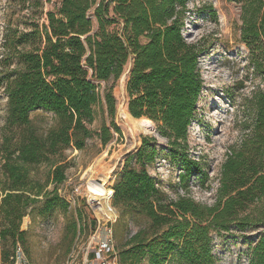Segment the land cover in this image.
Instances as JSON below:
<instances>
[{"label":"trees","instance_id":"obj_1","mask_svg":"<svg viewBox=\"0 0 264 264\" xmlns=\"http://www.w3.org/2000/svg\"><path fill=\"white\" fill-rule=\"evenodd\" d=\"M186 1L58 0L56 11L47 14L44 45L21 57L24 70L7 87V121L16 132L1 151L0 239H20L21 221L31 205L43 202L40 214L66 207L57 194L66 179L64 152L83 150L93 137L103 146L111 141L106 125L90 128L94 107L102 101L108 117L115 116L112 88L101 92L99 84L120 79L130 60L127 112L151 121L177 153L202 89L198 60L204 47L186 43L181 35ZM240 18L241 41L264 82V0H243ZM92 19L98 26L93 34ZM118 23L120 33L108 30ZM251 103L253 129L238 147L230 148L213 206L184 197L165 199L146 170L155 153L153 148L147 152L148 139L125 160L113 186V206L122 217L125 212L145 216L149 225L129 238L118 264H140L144 256L148 264H164L171 256L186 264H215L211 234L231 227L263 228L249 264H264V91L257 90ZM36 110L57 119L45 137L34 132L29 119ZM111 127L118 131L113 122ZM182 161L187 176L201 173L195 162ZM39 164L49 167L52 191L30 176Z\"/></svg>","mask_w":264,"mask_h":264},{"label":"rangeland","instance_id":"obj_2","mask_svg":"<svg viewBox=\"0 0 264 264\" xmlns=\"http://www.w3.org/2000/svg\"><path fill=\"white\" fill-rule=\"evenodd\" d=\"M242 2L186 1L181 35L186 43H200L204 47L198 60L202 89L194 118L187 128L186 141L181 143L177 153H172L168 140L160 136L154 124L155 134H145L133 120L123 117V111H127L126 80L130 60L120 79L99 84L101 92L112 88L115 116L108 117L102 101L94 107L95 120L90 128L98 130L106 125L112 134L111 141L103 146L93 137L86 141L83 150H65L66 179L57 186V194L66 202V207L57 206L40 214L45 211L43 202L29 206L28 215L21 221L20 239L14 243L8 235L0 239V264L6 263L16 248L23 250L30 264H66L70 258L80 262L92 237L101 234L103 229L111 232L112 259L118 264L119 252L135 232L148 227V219L130 212L122 217L113 206V198L109 202L112 213L104 211V203L95 201L87 186L90 179H96L105 181L107 188L113 190L125 160L141 148L143 139L149 140L147 152L151 148L155 150L146 170L166 200L184 197L205 206L216 203L222 164L230 148L238 147L250 136L254 123L251 102L257 90L264 91L262 76L252 64L253 55L241 41ZM58 6V0H0V182L4 181L1 151L5 141L14 138L16 132L7 121V87L24 70L21 57L44 45L47 14L55 12ZM97 28L92 19L91 34ZM108 30L120 33L122 26L114 24ZM29 119L34 132L41 137L57 123L54 114L43 110L30 112ZM112 122L117 132L111 127ZM184 158L195 162L201 173L187 176ZM131 163L139 168L135 159ZM32 169L31 178L52 191L49 167L39 164ZM262 230L260 227L238 231L231 227L228 232L212 233L215 264H249ZM147 262L144 256L140 264ZM164 264L186 263L171 256Z\"/></svg>","mask_w":264,"mask_h":264},{"label":"built area","instance_id":"obj_3","mask_svg":"<svg viewBox=\"0 0 264 264\" xmlns=\"http://www.w3.org/2000/svg\"><path fill=\"white\" fill-rule=\"evenodd\" d=\"M110 231L103 229V232L92 237L88 247L77 262L76 258H70L66 264H116L115 259H112L114 254L113 245L111 242ZM94 240V241H93ZM3 264H30L23 250L16 248L6 263Z\"/></svg>","mask_w":264,"mask_h":264},{"label":"bare ground","instance_id":"obj_4","mask_svg":"<svg viewBox=\"0 0 264 264\" xmlns=\"http://www.w3.org/2000/svg\"><path fill=\"white\" fill-rule=\"evenodd\" d=\"M123 117L130 119L131 121L133 120L135 122V126L143 133L155 134L154 125L148 119L146 118L135 119L132 116H130L126 110L123 111ZM87 187H88V191L93 195V197H95L94 198L95 201L99 200L104 203L102 209L106 212L112 213L109 202L113 198L114 192L113 190L107 188L106 182L102 180L90 179L88 181Z\"/></svg>","mask_w":264,"mask_h":264},{"label":"water","instance_id":"obj_5","mask_svg":"<svg viewBox=\"0 0 264 264\" xmlns=\"http://www.w3.org/2000/svg\"><path fill=\"white\" fill-rule=\"evenodd\" d=\"M114 192V191H113Z\"/></svg>","mask_w":264,"mask_h":264}]
</instances>
